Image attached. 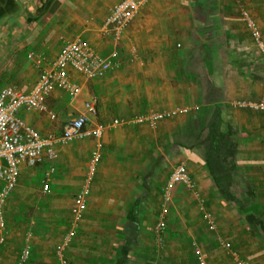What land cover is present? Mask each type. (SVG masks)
Segmentation results:
<instances>
[{
  "label": "crops",
  "instance_id": "1",
  "mask_svg": "<svg viewBox=\"0 0 264 264\" xmlns=\"http://www.w3.org/2000/svg\"><path fill=\"white\" fill-rule=\"evenodd\" d=\"M119 1L0 0V89L11 85L28 92L61 46L75 38L106 56L115 44L101 26ZM241 3L264 41V0ZM239 8L234 0H149L118 43L113 72L85 79L68 70L81 91L74 99L57 88L48 95L46 103L56 112L53 122L42 113H18L45 135L56 132L58 115L64 123L83 114L84 102L93 97L90 126L151 111L186 110L153 127L129 124L104 131L86 209L65 251L67 264H197L195 248L206 254L207 264H235L226 257L225 241L245 261L264 264V245L249 236L255 223L246 222V216L252 213L239 217L245 208L236 191L249 187L251 200L264 196V114L233 105L257 102L264 94V57ZM93 146L89 138L56 147L47 193L42 186L48 163L21 165L6 203L11 215L5 207L4 216L7 244L19 239L25 218L20 206L30 207L22 237L31 248L27 264H58L55 249L70 226ZM178 164L185 166L202 202L180 184L169 187L164 243L158 247L153 229L163 188ZM223 186L239 203L223 199ZM204 211L213 217L212 229ZM256 225L264 237V228Z\"/></svg>",
  "mask_w": 264,
  "mask_h": 264
},
{
  "label": "built area",
  "instance_id": "2",
  "mask_svg": "<svg viewBox=\"0 0 264 264\" xmlns=\"http://www.w3.org/2000/svg\"><path fill=\"white\" fill-rule=\"evenodd\" d=\"M147 1L149 0H120L111 8L101 26V32L109 35L115 44L114 49L106 56H99L81 38H75L66 41L61 46L60 52L49 67L40 73L37 81L28 92L20 91L11 85L0 89V249L6 244L5 207L16 184L21 165L36 166L46 161L48 169L45 173L44 182H47L50 175L55 172L53 162L57 158L56 147L58 145L82 142L89 138L93 140L94 146L90 151L83 182L75 194L71 208L70 226L55 249L57 263L67 264L65 251L75 237L77 224L86 209L87 197L90 194L102 157L101 138L104 131L107 128L129 124H144L153 127L160 121L186 111L182 108L169 111H151L132 116L129 119L115 118L108 124L90 126L88 125L87 116L96 113V98L93 97L84 102L83 114L66 120L59 132L45 135H41L18 114L20 111L42 113L48 120L53 122L56 120V114L46 103L48 95L57 88L66 93L70 99H74L81 91L80 85L69 78L68 70H72L85 79H100L113 72L118 63L117 45L122 39L126 27L134 20L140 8ZM239 13L246 24L255 47L264 57V41L257 21L243 6H240ZM233 105L264 114V94L257 102L236 101ZM175 184L184 186L202 202L195 183L187 173L185 166L183 164L176 165L168 175L167 184L163 188L164 203L160 208L153 229L154 240L158 247L164 243L166 215L168 213L165 206L169 201V187ZM47 191L48 182L42 186V192L47 193ZM204 218L209 228L212 229L214 227L212 215L208 211H204ZM221 245L235 264H251L240 258L229 242H222ZM30 254V244L25 241L18 253L15 264H27ZM195 255L197 264H207L206 254L199 248H195Z\"/></svg>",
  "mask_w": 264,
  "mask_h": 264
},
{
  "label": "rangeland",
  "instance_id": "3",
  "mask_svg": "<svg viewBox=\"0 0 264 264\" xmlns=\"http://www.w3.org/2000/svg\"><path fill=\"white\" fill-rule=\"evenodd\" d=\"M238 3L239 6H242L241 0H234ZM56 113V112H55ZM63 120L64 117L62 115H58V119L55 122V126H56V132H59L62 124H63ZM252 189V188H251ZM251 189H249V187L246 189L245 187L241 186V187H236V191L237 194L240 199H242L243 203L240 204L241 207H244L245 210L242 211V215H239L240 218L245 217L246 212H251L252 214H254L256 217H258V219L261 222H264V196L258 194V198L254 197L255 200H251L250 198H248L246 196V191L251 192ZM253 199V197H252ZM233 206V205H232ZM7 208V207H6ZM8 211V215H11V211L7 208L6 213ZM20 212L22 213V215H25L24 219H20L21 221V228H20V232H19V239H17V236H15L13 239H8V243L6 244V251L2 254H0V264H15L16 263V259L18 256V253L20 251V249L23 246V234L28 230L27 225H28V217H29V212H30V207L28 204H24L23 206H20ZM6 215V214H5ZM26 221V222H25ZM250 233L249 236L253 239H256L258 241V245H264V237L262 236V234L258 233L259 230L257 228L256 224H252L250 225ZM21 238V240H20ZM228 242V241H227ZM222 244V243H221ZM223 251V250H222ZM225 253V252H224ZM229 255H226V257H228ZM245 257H247V255H245ZM251 259V258H250ZM231 260V259H230ZM252 260V259H251ZM252 264H254L252 262Z\"/></svg>",
  "mask_w": 264,
  "mask_h": 264
},
{
  "label": "trees",
  "instance_id": "4",
  "mask_svg": "<svg viewBox=\"0 0 264 264\" xmlns=\"http://www.w3.org/2000/svg\"><path fill=\"white\" fill-rule=\"evenodd\" d=\"M227 188H225L224 186L222 188H220V193L222 194L223 199L227 200V201H233L236 203H239L235 198H233V196H231L230 194H228V191L226 190ZM246 222L248 223H252L254 222L255 224H259V226H262L264 228V226L262 225V222L254 215L252 214H248L246 216Z\"/></svg>",
  "mask_w": 264,
  "mask_h": 264
}]
</instances>
